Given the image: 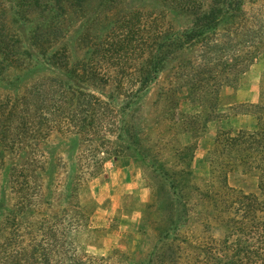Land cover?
Listing matches in <instances>:
<instances>
[{"label": "rangeland", "instance_id": "obj_1", "mask_svg": "<svg viewBox=\"0 0 264 264\" xmlns=\"http://www.w3.org/2000/svg\"><path fill=\"white\" fill-rule=\"evenodd\" d=\"M172 1L178 3V8L172 6ZM76 3L70 0L59 7L56 3L54 6L53 0H42L38 8L23 10L17 0H0L3 7L0 25L7 36L2 47H10L11 51L8 57H3L0 51V264L7 263L8 256L20 248L30 253L32 246L27 240L26 226L42 222L66 227L65 240L73 243L79 254L107 258L114 252L138 253L145 259L155 244L153 230L159 225L160 211L149 206L155 203L161 172L181 171L174 151L191 146L194 154L188 179L192 189L187 190L191 200L186 226L178 233L193 245L211 242V238L221 239L223 230L211 229V150L218 131L234 135L240 130H256L257 116L232 115L234 111L248 112L244 105L259 102L264 62L251 66L235 89L223 91L221 104L226 111L221 113L230 116L221 122L209 121L204 130L194 135L173 129L166 121L161 94L165 83L157 80L127 114V120L142 130L146 147L153 148L150 158L146 157L147 164L131 156L117 161L104 156L103 167L90 176L91 158L82 148L73 147L71 133L49 130L43 141L45 132L40 133L33 110L29 122L21 120L24 114L21 98L38 81L61 76L51 64L55 55L56 62L62 63L66 55L73 65L93 59L90 54L98 49L113 48V63H126L130 67L140 64L144 55L135 51L143 49L146 43L150 17L161 21L162 27L164 22L172 24L176 31L189 29L194 22L192 14L208 11L211 0ZM129 75L136 76L132 72ZM165 75L167 72L161 78ZM111 93L108 88L103 95L108 97ZM115 104L122 107L123 99H115ZM14 105H17L14 119L11 123L3 120V111L14 109ZM231 105L236 107L233 112L226 109ZM182 112L194 115L199 109L182 104L179 113ZM23 143L27 145L26 152L21 151ZM42 161L49 162L53 171L49 180L38 175L37 165ZM9 168L14 169L12 174ZM237 178L230 183L234 184ZM61 234L64 233L60 237Z\"/></svg>", "mask_w": 264, "mask_h": 264}, {"label": "trees", "instance_id": "obj_2", "mask_svg": "<svg viewBox=\"0 0 264 264\" xmlns=\"http://www.w3.org/2000/svg\"><path fill=\"white\" fill-rule=\"evenodd\" d=\"M17 1L21 9L30 10L38 8L42 0ZM53 2L60 7L70 0ZM172 6L178 8V3L172 1ZM50 9L55 10L52 6ZM192 16V27L180 31L170 23L163 22L162 27L161 21L150 17L146 43L135 51L144 55V60L134 67L113 63V48L98 49L90 54L93 59L73 65L66 55L62 63L56 62L55 55L51 64L61 76L44 78L27 91L21 98V120L29 122L33 110L40 133L45 132L43 141L52 130L71 133L73 147L82 148L91 158L90 176L103 167L104 156L113 161L131 156L147 164L146 157L150 158L153 148L146 147L142 130L127 120V114L157 80L165 83L161 94L166 121L173 129L194 135L204 130L209 121H223L230 116L221 113L225 110L221 104L223 91L235 89L251 66L264 62V0H211L208 11L194 12ZM4 32L0 25V51L8 57L10 47H2L7 38ZM129 72L138 76L132 77ZM164 72L167 75L161 78ZM108 88L112 93L105 97L103 93ZM119 98L123 99L122 107L115 104ZM182 104L198 108L199 112L179 113ZM17 105L3 111V120L11 123ZM244 106L248 112L234 111L233 105L226 109L234 111L232 116H257L256 130H240L234 135L218 131L209 159L211 229L221 228V239L193 245L178 233L186 226L191 200L187 191L192 189L188 179L194 154L191 146L174 151L181 171L161 172L155 203L149 206L160 211L159 225L153 230L155 244L145 259L138 253L114 252L107 258L79 254L73 243L65 240L66 227L42 222L26 226L31 252L20 248L2 264H264V70L259 102ZM26 150L23 143L21 151ZM37 166L40 179L49 180L53 174L49 162L42 161ZM10 172L14 169L9 168ZM60 233L64 234L60 237Z\"/></svg>", "mask_w": 264, "mask_h": 264}]
</instances>
